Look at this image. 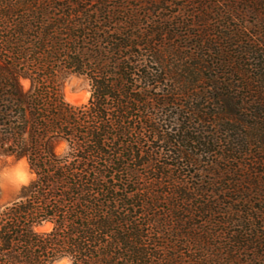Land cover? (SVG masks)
<instances>
[{
    "label": "trees",
    "instance_id": "obj_1",
    "mask_svg": "<svg viewBox=\"0 0 264 264\" xmlns=\"http://www.w3.org/2000/svg\"><path fill=\"white\" fill-rule=\"evenodd\" d=\"M0 151L38 177L0 264H264V0H0Z\"/></svg>",
    "mask_w": 264,
    "mask_h": 264
},
{
    "label": "clouds",
    "instance_id": "obj_2",
    "mask_svg": "<svg viewBox=\"0 0 264 264\" xmlns=\"http://www.w3.org/2000/svg\"><path fill=\"white\" fill-rule=\"evenodd\" d=\"M95 90V83L90 78L73 75L64 81V102L73 108L87 111L91 107L90 102L94 99ZM54 151L62 164L69 165L75 159L77 149L71 141L61 140ZM0 159L6 161L5 166L0 167V194H6L8 197L18 196L23 189L30 187L38 179L26 157L15 159L12 156H3ZM20 203L21 199H0V216H4ZM55 229L56 224L50 218L31 226L33 234L42 238L51 235ZM50 264H77V261L73 254L65 252L51 258Z\"/></svg>",
    "mask_w": 264,
    "mask_h": 264
},
{
    "label": "rangeland",
    "instance_id": "obj_3",
    "mask_svg": "<svg viewBox=\"0 0 264 264\" xmlns=\"http://www.w3.org/2000/svg\"><path fill=\"white\" fill-rule=\"evenodd\" d=\"M81 76V77H84L83 75H80V74H75V73H66V72H63L61 73V77H60V81H61V85H60V90H61V93L63 95V98H64V93L62 91V88H63V84H64V81L66 79H68L69 77L71 76ZM85 78V77H84ZM3 156H12V157H15V159H19L21 157H16L15 155L13 154H10V153H7V152H4V151H0V157H3ZM15 161H13L14 163ZM6 164V161H4L3 159H0V167H3L5 166ZM17 196H12V197H8L6 194H0V199H6V198H11V199H15Z\"/></svg>",
    "mask_w": 264,
    "mask_h": 264
}]
</instances>
